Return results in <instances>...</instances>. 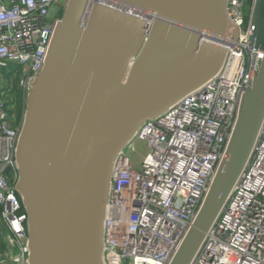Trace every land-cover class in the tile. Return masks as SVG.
<instances>
[{"label":"water","instance_id":"water-1","mask_svg":"<svg viewBox=\"0 0 264 264\" xmlns=\"http://www.w3.org/2000/svg\"><path fill=\"white\" fill-rule=\"evenodd\" d=\"M68 0L28 96L16 191L29 216V264H103L113 164L140 128L215 77L240 30L228 0H110L149 13ZM253 76L264 54V0H254ZM210 35L212 42L204 39ZM264 122V59L243 96L226 156L170 264H191L245 170Z\"/></svg>","mask_w":264,"mask_h":264},{"label":"built area","instance_id":"built-area-1","mask_svg":"<svg viewBox=\"0 0 264 264\" xmlns=\"http://www.w3.org/2000/svg\"><path fill=\"white\" fill-rule=\"evenodd\" d=\"M65 6L62 0H0V220L9 250L0 264H29V216L16 191L24 117L19 121L14 113V94L18 91L26 105ZM252 8L247 0H228V18L240 35L237 41L218 43L228 51L222 69L147 121L115 159L103 264H170L180 249L226 156L243 96L264 59L258 52L252 76L248 38L253 28L250 18L246 22ZM204 39L212 42L210 35ZM11 65L17 70L6 78L2 70ZM136 140L148 148L139 169L132 158ZM191 264H264V122L245 170Z\"/></svg>","mask_w":264,"mask_h":264},{"label":"rangeland","instance_id":"rangeland-1","mask_svg":"<svg viewBox=\"0 0 264 264\" xmlns=\"http://www.w3.org/2000/svg\"><path fill=\"white\" fill-rule=\"evenodd\" d=\"M62 4L63 5H66L67 4V0H62ZM103 4H107L109 6H113L115 7L116 9H119V10H123V11H130V9L128 8H125L124 6H121V5H114L110 2H103ZM65 11V10H64ZM136 15H139L149 21H152L154 19L153 15L149 14V13H144V12H140V13H136ZM248 15V13H247ZM246 22H248V18L246 17ZM17 70V66L16 65H11L10 67L6 68V69H3L2 70V73L3 75L6 77V78H10L11 76V73H15V71ZM25 111H26V105H25ZM25 111H24V115H25ZM23 115V117H24ZM135 145H136V151L132 154V158H133V163H134V166L136 168H141V160L143 157H145L148 153V148H147V145L144 141H141V140H136L135 142ZM0 225H2V221L0 220ZM12 253L15 254L16 252L14 250H12ZM5 264H14L12 262H8L6 261Z\"/></svg>","mask_w":264,"mask_h":264},{"label":"trees","instance_id":"trees-1","mask_svg":"<svg viewBox=\"0 0 264 264\" xmlns=\"http://www.w3.org/2000/svg\"><path fill=\"white\" fill-rule=\"evenodd\" d=\"M253 2L254 0H247V8L251 9V7L253 6ZM59 16H62V14H60ZM248 20L250 18V13L248 14ZM15 98L17 99V107L15 110V114L18 118V120L20 121L23 118L24 115V111H25V102L22 99L21 94L18 91H15ZM6 235H7V229L4 226V224L2 223V225H0V261L4 260L7 258L8 255V246L6 243Z\"/></svg>","mask_w":264,"mask_h":264},{"label":"flooded vegetation","instance_id":"flooded-vegetation-1","mask_svg":"<svg viewBox=\"0 0 264 264\" xmlns=\"http://www.w3.org/2000/svg\"><path fill=\"white\" fill-rule=\"evenodd\" d=\"M64 10H65V7H62V8H60V14H62V17H63V14H64Z\"/></svg>","mask_w":264,"mask_h":264}]
</instances>
